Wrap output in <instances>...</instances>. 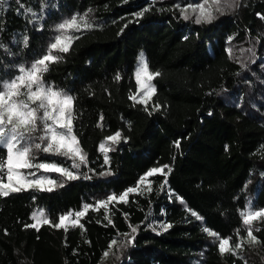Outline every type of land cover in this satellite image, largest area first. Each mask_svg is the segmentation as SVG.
Masks as SVG:
<instances>
[{"label": "trees", "instance_id": "16d2710c", "mask_svg": "<svg viewBox=\"0 0 264 264\" xmlns=\"http://www.w3.org/2000/svg\"><path fill=\"white\" fill-rule=\"evenodd\" d=\"M199 2L6 0L0 80L31 64L64 19L91 9L95 27L76 33L70 51L43 75L74 97L73 130L87 165L71 169L80 178L52 192L0 196V264H264V217L251 223L257 243L247 238L241 216L250 202L264 210V61L256 62L257 54L264 57V0H235L231 8L222 0L225 14L216 13L211 24L184 20L181 9ZM21 5L37 12L43 5L39 29ZM249 45L254 52L247 57ZM141 53L149 71L160 74L147 107L129 98L137 97ZM116 132L121 139L107 145L114 150L105 165L99 145ZM153 168L165 174L139 184ZM130 187L138 191L127 202L96 207ZM85 204L93 207L78 225L54 226ZM37 210L51 223L30 227ZM162 224L172 227L163 231ZM130 226L137 228L135 240L123 247ZM204 228L242 247L221 254Z\"/></svg>", "mask_w": 264, "mask_h": 264}, {"label": "snow or ice", "instance_id": "6c2138e0", "mask_svg": "<svg viewBox=\"0 0 264 264\" xmlns=\"http://www.w3.org/2000/svg\"><path fill=\"white\" fill-rule=\"evenodd\" d=\"M5 3L6 0H0V8H3ZM223 3L231 8L235 4V0H231V2L223 0ZM221 5L222 0H202L197 4L184 6L181 9V15L184 20L193 19L195 16L194 23L197 25L211 24L217 19L216 13L225 14V8ZM21 8L25 18L29 19L31 23L37 24L39 29L43 5L40 12L23 5ZM91 11L89 9L84 14L73 15L64 19L56 26V35L31 64L20 66L17 74L11 76L10 79L0 80V149L4 150V154L0 155V196L2 197L29 190L52 192L57 186V179L40 175L41 172L57 173L60 177L71 181L80 178L73 170H79L82 166L87 165V157L83 153L80 141L73 130L74 97L45 82L43 75L49 71L51 64L62 59V54L70 51L74 40L79 38L76 33L95 27L90 16ZM144 11H148V9ZM144 11L137 15L142 17ZM261 18L264 19V16ZM22 42L27 47L28 38L24 37ZM0 48H4V45L0 44ZM158 75H160L158 72L149 71L148 64L141 54L135 68V81L139 86V91L143 92L144 96L140 100H137L135 95H131L129 98L147 107V101L156 91L151 81ZM116 79L119 80L120 77L117 76ZM100 119L102 120L103 117L101 116ZM120 139L121 133L116 132L114 135L108 136L105 142L100 143L99 151L104 153L103 163L105 165L109 164L107 153L114 150L107 145L109 142L113 145L118 144ZM34 150L63 157L70 163L67 166H63V161L34 163V157H32ZM26 169H34V171H23ZM156 173L165 174V169H151L139 180V184H144L148 177H152ZM111 174V172L103 173V175ZM164 183L166 184L167 181L165 180ZM59 186L62 187L63 183H60ZM148 190L151 191V184L148 185ZM137 191V187H130L119 196L115 194L109 196L107 200L99 202L96 207L107 208L109 202L117 200L122 203L127 202L129 193ZM181 203H183L182 200ZM90 207L93 206L85 204L82 211L75 212L76 219L72 220L73 227L79 224V218L83 217ZM43 215V212L39 216L33 214L32 218L36 223L31 224L30 227L38 229L40 224H50L51 221L48 218L41 219ZM192 215L196 216L198 220L200 219L195 212H192ZM241 216L243 218L242 223L247 226V238L250 242L258 243L257 237L253 235L251 223L254 219L264 217V211L252 210L249 203L248 209L242 211ZM69 220H71V214L60 215L58 223L54 226L67 231L66 222ZM109 223H111L110 220ZM130 227L131 233L125 234L126 243L123 247H128L135 240L134 234L137 232V228ZM171 227V224L160 225L163 231H167ZM155 230L153 228V231ZM204 231L209 237L215 238L218 251L221 254L232 253L235 255V250L242 247V242H237L234 247L230 246L231 237L220 238L215 231H209L207 228H204ZM128 236H131V239H127ZM111 243L116 244V241L113 240ZM104 255L107 256L108 253L105 252Z\"/></svg>", "mask_w": 264, "mask_h": 264}, {"label": "rangeland", "instance_id": "374dc122", "mask_svg": "<svg viewBox=\"0 0 264 264\" xmlns=\"http://www.w3.org/2000/svg\"><path fill=\"white\" fill-rule=\"evenodd\" d=\"M229 2H231V0H229ZM246 49H247L248 52L245 53V54L247 55V57H249V56L254 52V49H253L252 45L247 46ZM141 54H143V57H144V59L146 60L144 53H141ZM141 54H140V55H141ZM140 55H139V57H140ZM139 57H138V60H139ZM253 59H254V58H253ZM138 60H137V62H138ZM260 60H263V61H264V57H259V54H257L256 62H258V61H260ZM152 81H153V80H152ZM152 81H151V83H152ZM152 85H153V83H152ZM136 95H137V100L142 99L143 96H144V93L139 91V86H138V89H137V93H136ZM152 96H153V95H152ZM152 96H151V98H152ZM151 98H150V99H151ZM150 99L147 101V103L150 101ZM45 155H52V154H45V153H43L42 151L34 150L33 153H32V157H34L33 162H34V163H38V162H51V161L46 160V159H41V157H42V156H45ZM53 156H55V155H53ZM52 161H55V160H52ZM63 166H65V165H63ZM69 170H71V169H69ZM23 171H34V169H33V170H27V169H26V170H23ZM40 175H47V176H50V177H52V178L57 179V186H56L54 189H56V188L59 186V184H60V183H63V181L66 179V178H64V177H60L59 174H57V173H43V172H41ZM250 204H251V208H252V210H254V209H253V205H252L251 202H250ZM248 205H249V204H248ZM247 209H248V206H247ZM247 209H246V210H247ZM262 211H264V210H262ZM41 212H43V214H44V211H43V210H37V211L35 212V214H36L37 216H39ZM43 218H46V217H45V214H44L43 216H41V219H43ZM75 219H76V217L74 218V217L71 215V220H69L68 222H66V223H67V227L72 226V220H75ZM79 222H80V220H79ZM34 223H36L35 220H34ZM42 225H43V224H40L38 227H40V226H42ZM77 225H78V224H77ZM130 239H131V238H130Z\"/></svg>", "mask_w": 264, "mask_h": 264}]
</instances>
